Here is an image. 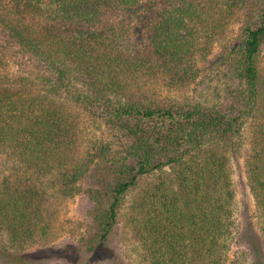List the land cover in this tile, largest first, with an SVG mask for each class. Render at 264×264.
<instances>
[{
	"label": "trees",
	"instance_id": "obj_1",
	"mask_svg": "<svg viewBox=\"0 0 264 264\" xmlns=\"http://www.w3.org/2000/svg\"><path fill=\"white\" fill-rule=\"evenodd\" d=\"M84 116L108 127L86 153ZM245 145L264 242V0H0V260L86 194L80 261L127 206L136 264H231Z\"/></svg>",
	"mask_w": 264,
	"mask_h": 264
},
{
	"label": "rangeland",
	"instance_id": "obj_2",
	"mask_svg": "<svg viewBox=\"0 0 264 264\" xmlns=\"http://www.w3.org/2000/svg\"><path fill=\"white\" fill-rule=\"evenodd\" d=\"M242 22L235 23L230 30L229 37L224 41H217L213 48L212 56L219 55L223 44L234 38L241 29ZM205 68L207 63L200 62ZM12 70H16L12 68ZM164 96L184 101L197 98L212 99L210 92L202 96L201 86L193 84L187 88H172L164 82L154 85ZM107 125L99 120L84 116L82 120L83 152L91 150L100 139L107 138ZM250 129L245 132L248 140ZM94 145V146H93ZM245 147L239 153L238 159L233 161V177L237 192L238 232L230 252L231 264H264V242L261 232V217L258 211L254 195L252 193L246 167ZM5 161L0 159V172L5 170ZM91 202L86 194H78L75 197L60 196L56 200L57 216L53 223L50 238L45 243L29 247L21 252H13L0 264H136L132 235L126 226L128 208L125 206L117 232L111 239L104 243L99 250L89 259L78 260L75 255V244L84 232V224L87 214L91 209Z\"/></svg>",
	"mask_w": 264,
	"mask_h": 264
}]
</instances>
